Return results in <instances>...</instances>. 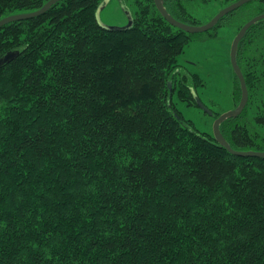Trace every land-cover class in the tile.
I'll use <instances>...</instances> for the list:
<instances>
[{
	"label": "trees",
	"instance_id": "16d2710c",
	"mask_svg": "<svg viewBox=\"0 0 264 264\" xmlns=\"http://www.w3.org/2000/svg\"><path fill=\"white\" fill-rule=\"evenodd\" d=\"M48 1L0 0V19ZM105 1L59 0L0 29V57L19 51L0 67V264H264V158L231 154L172 101L177 81L197 104L205 82L179 57L202 33L171 24L155 0H135L133 23L108 29ZM165 6L200 25L184 0ZM263 12L252 0L227 16L237 34ZM238 51L250 98L221 131L235 149L264 151L247 120L264 18ZM235 86L240 103L238 76ZM254 120L264 125V111Z\"/></svg>",
	"mask_w": 264,
	"mask_h": 264
},
{
	"label": "rangeland",
	"instance_id": "374dc122",
	"mask_svg": "<svg viewBox=\"0 0 264 264\" xmlns=\"http://www.w3.org/2000/svg\"><path fill=\"white\" fill-rule=\"evenodd\" d=\"M190 13L198 19L200 25L209 22L215 14L233 3L228 0H184ZM135 0H106L100 6L98 21L108 27L123 28L129 26L136 14ZM229 15V14H227ZM256 16V15H255ZM227 19L216 28L208 31L216 32L211 36L204 31L186 46L179 57V64L187 74L199 73L205 85L193 90L196 105H189L178 95L180 84L175 82L172 96L174 107L184 119L193 123L194 130L215 137V115L230 112L239 102L234 98L236 78L234 65L231 61V47L237 35L236 18ZM258 88L253 92V101L249 106L247 120L250 121L252 132L264 135V125L254 120L256 113L264 111V76L257 81Z\"/></svg>",
	"mask_w": 264,
	"mask_h": 264
},
{
	"label": "water",
	"instance_id": "95a60500",
	"mask_svg": "<svg viewBox=\"0 0 264 264\" xmlns=\"http://www.w3.org/2000/svg\"><path fill=\"white\" fill-rule=\"evenodd\" d=\"M249 1H252V0H238V1H235L231 4H229L225 9H223L220 12H218L217 14H215L214 18H212L209 22L204 23V25H196V24L191 25V24H188L182 20L176 19L173 16V14L169 11V9L166 8L165 0H155V4H156V7L159 8L163 17L165 19H167L168 21H170L171 24L193 34V33H204V31H208V30L213 29L214 27H216V25L225 16H227V14L238 10V8L249 3ZM57 2H59V0H49L45 5L40 7V9H38V10L29 11V12H17V14L8 15V16L0 19V29L4 25H6V23H9V22L18 21V20H22V19H29L30 17H35V16H40L44 12L50 10L52 8V5L57 3ZM100 6H99V9H100ZM99 9L97 10L98 13H99ZM98 13H97V19H98ZM263 18H264V12L260 15L253 17L252 19H250V21H248L246 24H244L241 27V29L239 30V32L237 33V35L234 38V42H233L232 47H231V52H232L231 61L234 65L235 73L238 76V78L240 80V84L242 86V97H241L242 100L235 109L231 110L230 112L220 114L219 117L215 120L216 123L214 126L215 138H216L217 142L219 143V145L225 146L231 154H236V155L242 156V157H244V156H252V157L258 156V157L264 158V151L252 150V149H250V150H248V149H244V150L235 149L233 147V145H231L229 143V141L225 137L224 133H222L220 126L224 120L231 118V117H238L239 115H241L243 113L245 106L247 105V103L249 101V98H250L249 97V89H248V86L246 83V78H245V75L243 74V71H242L240 64L238 63V54H239L238 49H239V45H240L242 38L246 35L247 31L251 28V25L262 20ZM98 22H100V21H98ZM132 23H133V21L131 22V24ZM101 24L108 29L119 28V27H113V26L108 27V26L104 25L103 23H101ZM129 26H126V27H129ZM18 54H19V51H9V52H7L6 55H4L3 57H0V67L7 64L8 62H10ZM171 85H172V83L170 82L169 87H171Z\"/></svg>",
	"mask_w": 264,
	"mask_h": 264
}]
</instances>
